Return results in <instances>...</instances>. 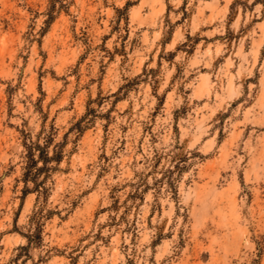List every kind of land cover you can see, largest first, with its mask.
Masks as SVG:
<instances>
[{
  "label": "rangeland",
  "instance_id": "obj_1",
  "mask_svg": "<svg viewBox=\"0 0 264 264\" xmlns=\"http://www.w3.org/2000/svg\"><path fill=\"white\" fill-rule=\"evenodd\" d=\"M63 3L0 0V264L26 136L84 116L26 264H264V0Z\"/></svg>",
  "mask_w": 264,
  "mask_h": 264
},
{
  "label": "trees",
  "instance_id": "obj_2",
  "mask_svg": "<svg viewBox=\"0 0 264 264\" xmlns=\"http://www.w3.org/2000/svg\"><path fill=\"white\" fill-rule=\"evenodd\" d=\"M58 3L60 8H65L63 0H53V5L49 10V19L46 21L49 23L54 19V13ZM91 111V110H90ZM91 114V112L89 113ZM86 114V115H89ZM88 116H84L79 122L71 128V130L65 134L62 141L56 142L57 130L53 126L52 129H43L34 139L32 136L27 135L24 143V166L21 181L24 183L23 193L25 196L29 194H36V205H39L31 217L28 233H23V236L27 239V244L19 247L20 253L16 257L18 262L23 256L26 259H30L29 252L33 247H41L43 242V230L47 219L51 218L55 211L46 210V203L50 195L49 182H51L53 175L61 169V164L68 155L66 147L68 144V137L70 133L76 130L78 133H83L87 128L86 122ZM171 171V170H169ZM57 214H61L59 211ZM24 260L26 264L27 260ZM47 256L41 257V262H46ZM36 264V263H34Z\"/></svg>",
  "mask_w": 264,
  "mask_h": 264
}]
</instances>
